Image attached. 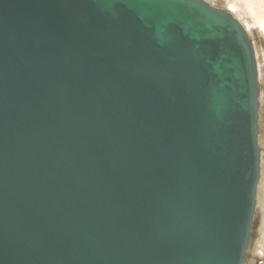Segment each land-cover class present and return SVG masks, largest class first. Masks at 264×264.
<instances>
[{
    "label": "water",
    "instance_id": "water-1",
    "mask_svg": "<svg viewBox=\"0 0 264 264\" xmlns=\"http://www.w3.org/2000/svg\"><path fill=\"white\" fill-rule=\"evenodd\" d=\"M255 58L206 0H0V264L245 263Z\"/></svg>",
    "mask_w": 264,
    "mask_h": 264
},
{
    "label": "rangeland",
    "instance_id": "rangeland-1",
    "mask_svg": "<svg viewBox=\"0 0 264 264\" xmlns=\"http://www.w3.org/2000/svg\"><path fill=\"white\" fill-rule=\"evenodd\" d=\"M230 10L242 22L252 40L257 63L259 93L260 178L257 187L256 209L245 263L264 264V28L256 21L254 11L247 9L245 0H206Z\"/></svg>",
    "mask_w": 264,
    "mask_h": 264
},
{
    "label": "bare ground",
    "instance_id": "bare-ground-1",
    "mask_svg": "<svg viewBox=\"0 0 264 264\" xmlns=\"http://www.w3.org/2000/svg\"><path fill=\"white\" fill-rule=\"evenodd\" d=\"M247 9L253 10L257 23L264 28V0H245Z\"/></svg>",
    "mask_w": 264,
    "mask_h": 264
}]
</instances>
